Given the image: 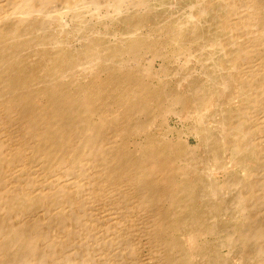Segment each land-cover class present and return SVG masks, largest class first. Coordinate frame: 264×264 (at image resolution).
<instances>
[{"label":"bare ground","instance_id":"obj_1","mask_svg":"<svg viewBox=\"0 0 264 264\" xmlns=\"http://www.w3.org/2000/svg\"><path fill=\"white\" fill-rule=\"evenodd\" d=\"M154 7L0 0V264H264V0Z\"/></svg>","mask_w":264,"mask_h":264},{"label":"rangeland","instance_id":"obj_2","mask_svg":"<svg viewBox=\"0 0 264 264\" xmlns=\"http://www.w3.org/2000/svg\"><path fill=\"white\" fill-rule=\"evenodd\" d=\"M152 2H153V4H155V9H156V11H158V14L159 13H161L162 15V17H163V14H164V17L162 18L161 16V19H162V22H164L165 20H167V18H165V15L167 16V14L170 16V19L171 18H173V15H175L174 17H176L177 15V17H176V19H179V18H183V19H185L186 17H188V13L191 11V9L192 8H190L191 7V4L192 3H194V2H196V0H176V1H174V0H172L171 2H170V0H166V1H168V2H165V3H162V2H158L159 4L157 5L156 4V2L158 1H156V0H151ZM155 2V3H154ZM167 3H169V4H167ZM171 3V4H170ZM175 3H177V5H173V4H175ZM180 3H181V5H180ZM180 6H179V5ZM184 4H186V5H184ZM165 5V6H164ZM172 5V6H171ZM159 6H162V7H159ZM164 6V7H163ZM171 6V7H170ZM186 6V7H185ZM177 8V9H176ZM185 8H187V9H185ZM169 9V10H168ZM168 10V11H167ZM171 10V11H170ZM177 10V11H176ZM185 10V11H184ZM170 11V12H169ZM166 12H167V14H166ZM179 12V13H178ZM170 13H172V14H170ZM175 13V14H174ZM187 13V14H186ZM211 17V19L213 18V16H210L209 15V17H208V19L207 20H211V19H209ZM157 18V17H156ZM156 18H152L153 20H151V19H149V20H147L146 22L145 21H143V22H141L142 24L144 23L145 25H144V27L142 26V28L140 29V31L143 33V34H146L147 32H148V30L150 31V29H151V25H155L157 22L156 21H158L159 19H157L156 20ZM165 18V19H164ZM174 19V18H173ZM176 19H174V20H176ZM151 20V21H150ZM148 21H149V23H148ZM152 21H153V23H152ZM209 22L210 21H207V23L209 24ZM150 23H151V25H150ZM207 23H205L204 25H203V27H202V29H203V31H206L207 32V30H208V27H209V25L207 24ZM116 24H117V26H116ZM120 24V27L118 26ZM153 25V26H154ZM208 25V26H207ZM146 26H147V28H146ZM206 26V27H205ZM97 27H101L100 29H102V30H105V26L101 23V24H99ZM112 27V28H111ZM119 27V28H118ZM206 28H207V30H206ZM108 29H110V30H113V29H118L119 30V32H124V33H128V30H129V26H127V24L126 23H122V22H119V23H115L113 26H109L108 27ZM205 29V30H204ZM206 32H204V33H206ZM222 35H224V33L222 32ZM75 42V43H74ZM195 43V44H194ZM193 44L194 45H190V46H192L191 47V49L193 48V49H198L199 48V44L197 43V42H194ZM69 44H71L74 48H75V46H76V48L77 47H80V43L79 42H77V40L75 41H73V40H71V42H69ZM166 45V48L164 49V50H166V49H168V51H170V56H171V60H172V63H173V65H175V66H177V67H175L176 68V70L177 69H180V71L182 70V68H184V67H182V64H180V63H183V60L185 61V59H184V56L183 55H180V54H184V52H185V50H188L187 49V47H185V45L183 46V45H179V44H176V43H165ZM171 44V45H170ZM197 44V45H196ZM173 47V48H172ZM182 47V48H181ZM181 48V50H179ZM184 48V49H183ZM177 52H176V51ZM178 50H179V52H178ZM184 50V51H183ZM167 51V50H166ZM173 51V52H172ZM181 51V52H180ZM148 52V53H147ZM146 54L148 55V56H146ZM146 54H145V51H144V53H143V57L141 58V59H143V61L144 62H146V59H148V57H150L152 54L149 52V51H146ZM177 54H178V56H177ZM174 56V57H173ZM181 56V57H180ZM145 57H146V59H145ZM179 58V59H178ZM175 59H176V61H175ZM178 60V61H177ZM159 61H160V59H159ZM176 62V63H175ZM179 62V63H178ZM192 64H191V66L193 67L194 66V68H193V70L195 71L196 70V72L198 73V72H200V69H201V67H200V65L198 64V63H195V61L194 60H192ZM194 63H195V65H194ZM179 65V66H178ZM173 68H174V66H173ZM175 68L173 69L174 71H175ZM185 69V68H184ZM184 69L180 72L179 71V73H181V74H184ZM187 72V68L185 69V73ZM179 76V77H178ZM175 77V78H174ZM172 79L174 80H172V84H175V82L177 81L178 82V80H176V79H180V74H178L177 76H174ZM176 77H178V78H176ZM174 82V83H173ZM176 123H177V118H174V119H172L171 120V124L172 125H176ZM177 125L180 127L181 126V124L180 123H177ZM196 137L193 135L192 136V143H196ZM226 159H227V157H226ZM221 171V170H220ZM220 171L218 172V174H216V176L218 177V179L219 180H222L224 177H225V173L223 172V171H221V174H220ZM223 173V174H222ZM232 176L234 175V172L232 171L231 173H230ZM226 215V214H225ZM230 214H228V217L227 216H225L226 218H230V216H229ZM222 218V217H221ZM220 218V219H221ZM224 221V220H223ZM220 222H222V220L220 221ZM225 222V221H224ZM223 223V222H222ZM212 236H209V239H212V241L214 240V236L211 238ZM139 240H142V242L140 241V243H143V244H145L146 243V240L145 239H143V238H141V239H139ZM217 241H218V239H217ZM217 241H216V243H217ZM215 243V242H214ZM215 243V244H216ZM142 245V244H141ZM142 250V249H141ZM227 248L225 247V248H222V249H220L219 251L220 252H222L223 253V255H225V253L224 252H227ZM144 252V253H143ZM145 252L146 253H148L147 252V249L146 248H144L142 251H141V256H144L145 255ZM222 253H219V254H221L222 255ZM227 254V253H226ZM146 256V255H145ZM234 257V258H233ZM143 258V257H142ZM233 258V259H232ZM231 259H232V264H236L237 263V261L235 262V260L237 259L236 258V256H232L231 257ZM230 259V260H231ZM234 260V261H233Z\"/></svg>","mask_w":264,"mask_h":264}]
</instances>
